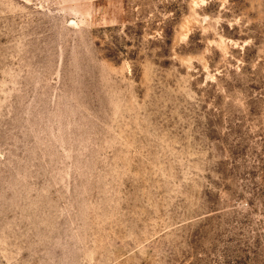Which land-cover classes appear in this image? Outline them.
I'll return each instance as SVG.
<instances>
[{"label":"rangeland","instance_id":"374dc122","mask_svg":"<svg viewBox=\"0 0 264 264\" xmlns=\"http://www.w3.org/2000/svg\"><path fill=\"white\" fill-rule=\"evenodd\" d=\"M0 264H264V0H0Z\"/></svg>","mask_w":264,"mask_h":264}]
</instances>
